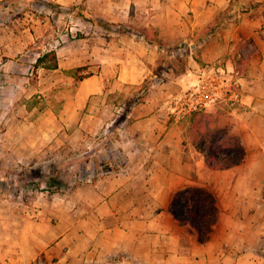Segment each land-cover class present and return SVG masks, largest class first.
<instances>
[{"label": "crops", "instance_id": "crops-1", "mask_svg": "<svg viewBox=\"0 0 264 264\" xmlns=\"http://www.w3.org/2000/svg\"><path fill=\"white\" fill-rule=\"evenodd\" d=\"M51 1L61 7L83 2ZM83 3L93 18L129 28L110 31L111 37L96 45L97 54L85 59L83 66L97 63L100 68L81 79L75 93L78 106L89 108V117L106 102L103 72L115 69V84L129 89L124 94L155 71L165 76L154 77L145 99L131 105L127 123L116 130L120 141L111 145L127 167L99 179L90 190L85 216L55 241L38 246L43 264L259 260L264 244V0ZM2 9L0 0L1 69L6 63L1 55ZM177 59L185 61L184 70L176 71ZM213 63L238 69L242 92L240 105L232 110L223 104L203 110L213 120L211 129L234 135L245 150L239 164L220 170L205 164L193 142L189 117H178L175 100ZM60 67L57 60L56 69ZM187 186L204 188L215 200L214 223L205 243L172 212L173 194Z\"/></svg>", "mask_w": 264, "mask_h": 264}, {"label": "rangeland", "instance_id": "rangeland-1", "mask_svg": "<svg viewBox=\"0 0 264 264\" xmlns=\"http://www.w3.org/2000/svg\"><path fill=\"white\" fill-rule=\"evenodd\" d=\"M83 2L61 7L51 0H3L0 264H43L38 246L55 241L85 216L99 179L127 167L111 142L120 141L116 130L127 123L128 100L140 102L154 78L147 88L142 83L124 94L129 89L115 84V69L103 72L106 102L97 115L95 108L89 117V108L78 106L80 76L100 68L95 63L74 69L97 54L96 45L109 39L110 31L129 29L76 16L73 10ZM48 51L57 52L61 67L35 68L36 58ZM175 69H181L179 59ZM261 250L259 260L238 264H264V244Z\"/></svg>", "mask_w": 264, "mask_h": 264}, {"label": "trees", "instance_id": "trees-1", "mask_svg": "<svg viewBox=\"0 0 264 264\" xmlns=\"http://www.w3.org/2000/svg\"><path fill=\"white\" fill-rule=\"evenodd\" d=\"M73 13L90 23L110 27L107 22L93 18L85 5L77 7V11L73 10ZM179 60L181 61L180 70H184L185 61ZM34 67L56 69V53L48 51L40 54L35 61ZM84 68L85 66H82L74 70L79 71ZM156 73L157 71H155L154 76L143 82V88H147L148 82L157 75ZM89 75L87 73L80 77L83 79ZM139 99L143 101L145 97L143 96ZM133 102H135V98L131 97L126 103L127 109L131 107ZM188 115L194 132L193 142H195L196 148L203 152L205 164L208 168L225 169L242 161L245 150L237 137L227 131L211 129L213 120L203 110H191ZM172 212L179 223L187 225L189 232L196 236L199 243L207 241L216 214L215 200L209 191L196 186H187L176 190L172 198Z\"/></svg>", "mask_w": 264, "mask_h": 264}, {"label": "built area", "instance_id": "built-area-1", "mask_svg": "<svg viewBox=\"0 0 264 264\" xmlns=\"http://www.w3.org/2000/svg\"><path fill=\"white\" fill-rule=\"evenodd\" d=\"M239 71L227 69L219 63L209 64L200 74L196 85L181 92L175 99L178 103V117L191 110H204L207 106L223 104L232 110L240 105Z\"/></svg>", "mask_w": 264, "mask_h": 264}]
</instances>
